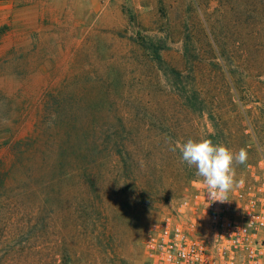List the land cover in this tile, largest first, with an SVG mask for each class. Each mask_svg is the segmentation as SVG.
Masks as SVG:
<instances>
[{
  "label": "rangeland",
  "instance_id": "1",
  "mask_svg": "<svg viewBox=\"0 0 264 264\" xmlns=\"http://www.w3.org/2000/svg\"><path fill=\"white\" fill-rule=\"evenodd\" d=\"M241 2L0 0V264H146L202 180L170 146L264 156V20Z\"/></svg>",
  "mask_w": 264,
  "mask_h": 264
},
{
  "label": "built area",
  "instance_id": "2",
  "mask_svg": "<svg viewBox=\"0 0 264 264\" xmlns=\"http://www.w3.org/2000/svg\"><path fill=\"white\" fill-rule=\"evenodd\" d=\"M234 180L224 203L192 181L150 224L146 264H264V156L234 169Z\"/></svg>",
  "mask_w": 264,
  "mask_h": 264
},
{
  "label": "clouds",
  "instance_id": "3",
  "mask_svg": "<svg viewBox=\"0 0 264 264\" xmlns=\"http://www.w3.org/2000/svg\"><path fill=\"white\" fill-rule=\"evenodd\" d=\"M179 148L182 162L190 168L194 167L196 176L202 178L207 187V196L210 203L227 202L228 193L235 185L234 163L246 164L248 152L241 148L233 153L223 144H215L210 138L188 139L183 144L170 146V151Z\"/></svg>",
  "mask_w": 264,
  "mask_h": 264
},
{
  "label": "trees",
  "instance_id": "4",
  "mask_svg": "<svg viewBox=\"0 0 264 264\" xmlns=\"http://www.w3.org/2000/svg\"><path fill=\"white\" fill-rule=\"evenodd\" d=\"M239 12L244 17V24L246 25L248 23V20L252 17L260 19V20H264V0H242L240 4ZM212 42H213V45L216 47L217 54L222 59H225L227 56L226 47L221 45L215 38H212ZM246 46H247V51H248L249 45L246 44ZM231 72L232 71L227 70L228 75L232 78ZM117 152H118L117 155L121 156V153H119V151Z\"/></svg>",
  "mask_w": 264,
  "mask_h": 264
}]
</instances>
